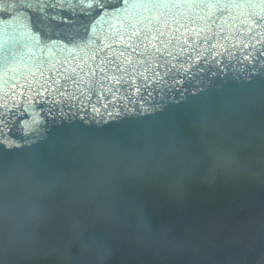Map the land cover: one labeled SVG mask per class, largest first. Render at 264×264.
<instances>
[{
	"label": "water",
	"instance_id": "1",
	"mask_svg": "<svg viewBox=\"0 0 264 264\" xmlns=\"http://www.w3.org/2000/svg\"><path fill=\"white\" fill-rule=\"evenodd\" d=\"M264 0H0V264H257Z\"/></svg>",
	"mask_w": 264,
	"mask_h": 264
},
{
	"label": "rangeland",
	"instance_id": "2",
	"mask_svg": "<svg viewBox=\"0 0 264 264\" xmlns=\"http://www.w3.org/2000/svg\"><path fill=\"white\" fill-rule=\"evenodd\" d=\"M262 264H264V260L262 261Z\"/></svg>",
	"mask_w": 264,
	"mask_h": 264
}]
</instances>
